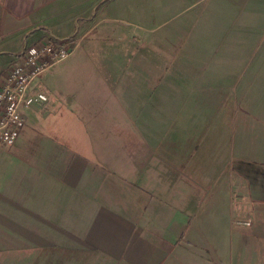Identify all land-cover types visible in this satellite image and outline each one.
I'll use <instances>...</instances> for the list:
<instances>
[{
  "label": "crops",
  "instance_id": "obj_1",
  "mask_svg": "<svg viewBox=\"0 0 264 264\" xmlns=\"http://www.w3.org/2000/svg\"><path fill=\"white\" fill-rule=\"evenodd\" d=\"M106 23L153 34L165 68L119 53L97 63L86 49L47 79L59 96L24 110L20 138L0 149V264H257L264 230L255 239L252 220L264 226V203L253 210L245 170L264 166V108L254 140L253 113L238 132L236 108L225 114L218 94L222 76H264V0H0V79L28 47L48 38L81 47ZM107 75L117 86L143 79L146 89L122 93ZM153 76H162L155 88ZM38 81L31 91L45 93ZM61 106L75 118L52 125ZM224 115L229 132L219 128ZM33 141L34 152L18 150ZM110 177L147 198L138 217L103 199Z\"/></svg>",
  "mask_w": 264,
  "mask_h": 264
},
{
  "label": "rangeland",
  "instance_id": "obj_2",
  "mask_svg": "<svg viewBox=\"0 0 264 264\" xmlns=\"http://www.w3.org/2000/svg\"><path fill=\"white\" fill-rule=\"evenodd\" d=\"M118 4L111 5L110 15L114 13L115 10H117ZM105 26H107V29H98L95 30L91 36L83 42V45L81 47H76V49L73 51V53L68 57L67 59L61 61L60 63H57L53 67L47 69L44 71V73L41 74L40 78L43 82L38 81L37 87L45 92L50 100H54L55 97H58V88L51 85H47L49 81L51 84H54V76L57 70H60L62 74L66 73L68 71V63L75 57L78 56L79 52L81 50H86L91 52L93 54L94 60H96L97 63H104V61H109L112 59L113 56H116L117 53L119 55H126L130 57V60L133 61L134 59L137 60L139 58H142V62L147 63V66L149 63L154 64V62L157 61L159 67L165 68V64L162 62L164 59L163 54L165 53V48L162 46H159V53L156 56V50L152 49L150 45V39L153 36V34L149 33H142L139 31L133 30L132 27L120 26L113 23H106ZM120 27H123L122 29ZM164 33V30L159 33V37ZM133 35L141 38V42L138 44H135L134 41H132L131 37ZM90 46V47H89ZM136 46L139 47V49H136ZM137 52V53H136ZM133 59V60H132ZM102 60V61H101ZM129 60V61H130ZM104 70L106 68L105 65ZM76 67V65L74 66ZM67 68V70H66ZM106 72V71H105ZM107 74V73H106ZM74 75V73H73ZM70 76V74L68 75ZM74 76H77L75 74ZM162 76H153L151 85L152 87H156L158 85V79ZM107 82L111 85H114L113 80L110 76L107 75ZM166 82V81H165ZM212 83L210 80L206 82V85L209 87ZM112 88L118 90L122 93H125L127 91H133L134 89L138 90V88H141V91L144 92L146 89L145 82L143 79L141 80H135L134 82H127L123 81L118 83L117 85L112 86ZM221 91L218 94V98L222 99V107L225 111H229L230 109L235 111V108L237 110V130L238 132L241 131L242 122L244 121V118L247 117V114L249 115V112H252L253 116V125H254V140L259 138L260 135L256 124H260L261 127L263 126L262 123H257L259 114L256 113V109L258 110L264 108V76H222V83L220 84ZM76 109V108H75ZM73 109V110H75ZM254 111V112H253ZM76 112V111H74ZM261 113V112H260ZM226 114V113H225ZM262 115V113H261ZM71 116L72 118H75V115L69 110H66L65 107H58L56 108V111H52L50 118L48 122H52V125H58V123H61V119H65L66 117ZM225 116V120H222V123L220 124L219 128L223 130V132L231 131V128H229L228 122H226V119L229 120V116ZM83 114H78V120H74L73 127L76 129L75 131L77 133H83L84 130V124L86 123L81 121ZM165 115L160 114L158 115V126L161 128V131L157 133L158 137L165 136V121L164 118ZM84 118V117H83ZM81 119V120H80ZM85 120V119H84ZM66 121V120H65ZM245 125V123H244ZM62 130V127L59 128V130ZM59 132V138L61 140H67L70 136L67 132L64 130ZM30 135L32 140L38 139L39 135L35 132H39L37 128L35 130H31ZM58 131V130H57ZM258 133V134H257ZM23 135V134H22ZM27 135V134H26ZM25 135V136H26ZM20 138V136H19ZM35 141L32 143H29V146L24 148V151L21 149H18L20 152H26L27 150H30L31 152H34L33 150H36L37 147L34 144ZM67 146V145H66ZM241 147L240 145H238ZM68 147V146H67ZM256 144L254 145V148L252 146V150L249 153H254L255 157L258 153V150H256ZM206 152V150H205ZM143 159V158H141ZM249 164V163H248ZM252 165H246L248 168L246 169V166L244 168L246 169L247 173L250 175L248 176L249 180H251L253 185V196L251 198L252 204H253V210L260 211L262 204L264 203V166L260 164L259 162L251 163ZM237 166H241L239 163H237ZM252 166V167H251ZM130 182H135L134 178H128ZM240 179V177L238 178ZM241 180V179H240ZM124 180L121 178H111L106 179L103 183V187L101 190V193H104L103 199L107 202L111 203H117V204H124L127 203V210L129 214L132 217H138L139 213L143 210V208L148 203L147 198L144 197L140 192L137 190H133V188L129 185L123 182ZM250 185V187H251ZM108 194V195H106ZM250 199V198H249ZM134 209L137 211V214L135 213ZM260 209V210H259ZM257 218V217H256ZM242 219V218H240ZM244 219V218H243ZM252 230L256 229V234H253L255 236V239H260L261 236V230H264V226L261 224V221L258 217L256 220H252ZM251 229V227H250ZM253 232V231H252ZM254 233V232H253ZM253 240H250L249 237H247L248 241V248L251 246L252 243H254ZM254 247V244H253ZM255 249L257 247H254ZM258 249V248H257ZM259 250V249H258ZM248 264V261H247ZM257 264H264V257L260 256V261Z\"/></svg>",
  "mask_w": 264,
  "mask_h": 264
},
{
  "label": "built area",
  "instance_id": "obj_3",
  "mask_svg": "<svg viewBox=\"0 0 264 264\" xmlns=\"http://www.w3.org/2000/svg\"><path fill=\"white\" fill-rule=\"evenodd\" d=\"M77 46L72 40L48 38L25 49L21 59L0 79V149L15 144L25 124L23 111L48 101L45 93L32 92L31 86L44 71L70 57ZM232 223L251 226L248 220Z\"/></svg>",
  "mask_w": 264,
  "mask_h": 264
}]
</instances>
